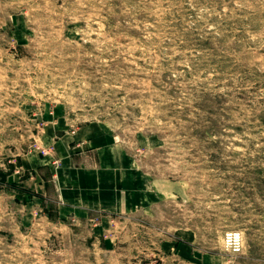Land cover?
Instances as JSON below:
<instances>
[{"label": "rangeland", "instance_id": "rangeland-1", "mask_svg": "<svg viewBox=\"0 0 264 264\" xmlns=\"http://www.w3.org/2000/svg\"><path fill=\"white\" fill-rule=\"evenodd\" d=\"M0 264H264V0H0Z\"/></svg>", "mask_w": 264, "mask_h": 264}, {"label": "crops", "instance_id": "crops-1", "mask_svg": "<svg viewBox=\"0 0 264 264\" xmlns=\"http://www.w3.org/2000/svg\"><path fill=\"white\" fill-rule=\"evenodd\" d=\"M95 146H101V142L99 139H95L90 137L89 144ZM98 143V144H96ZM88 145V143H86ZM100 152L103 151V148H100ZM69 161V160H68ZM63 166L58 175H55L57 179L55 181L56 187V197L60 201L59 205V215L61 217L71 215V214H82L84 212H88L90 210H94L100 203L98 199L97 193L92 191L88 183L87 173L81 174L80 169H73L71 160ZM26 164L24 160H22V168L25 172H29L30 170H37L48 166L47 162H45L41 157H37L33 155L32 160L29 159ZM51 167V166H50ZM51 169V168H50ZM38 177V179L36 178ZM27 175L26 177H21L20 181L27 185V189L31 191H35L40 195L47 196L50 193V188L46 184L44 178L37 175ZM8 178L11 183H17L19 180L16 178L15 173H11Z\"/></svg>", "mask_w": 264, "mask_h": 264}, {"label": "trees", "instance_id": "trees-1", "mask_svg": "<svg viewBox=\"0 0 264 264\" xmlns=\"http://www.w3.org/2000/svg\"><path fill=\"white\" fill-rule=\"evenodd\" d=\"M12 185H13V186H15V185H16V183H12ZM32 195H36V196H39V197H41V198L43 197V196H41V195L34 194V193H33Z\"/></svg>", "mask_w": 264, "mask_h": 264}, {"label": "built area", "instance_id": "built-area-1", "mask_svg": "<svg viewBox=\"0 0 264 264\" xmlns=\"http://www.w3.org/2000/svg\"><path fill=\"white\" fill-rule=\"evenodd\" d=\"M236 239L238 240V238H236ZM234 240H235V239H234ZM235 242H236V244H235V245H236V246H238V245H237V241H235Z\"/></svg>", "mask_w": 264, "mask_h": 264}]
</instances>
